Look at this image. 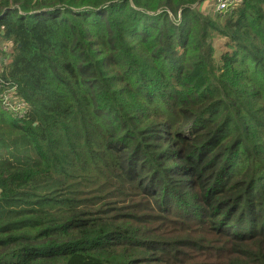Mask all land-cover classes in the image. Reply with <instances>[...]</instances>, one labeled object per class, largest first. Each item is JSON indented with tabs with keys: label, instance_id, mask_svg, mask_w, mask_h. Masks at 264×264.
<instances>
[{
	"label": "trees",
	"instance_id": "obj_1",
	"mask_svg": "<svg viewBox=\"0 0 264 264\" xmlns=\"http://www.w3.org/2000/svg\"><path fill=\"white\" fill-rule=\"evenodd\" d=\"M206 1L0 0V264H264V0Z\"/></svg>",
	"mask_w": 264,
	"mask_h": 264
},
{
	"label": "built area",
	"instance_id": "obj_2",
	"mask_svg": "<svg viewBox=\"0 0 264 264\" xmlns=\"http://www.w3.org/2000/svg\"><path fill=\"white\" fill-rule=\"evenodd\" d=\"M207 0L206 2H208ZM218 5L219 13H226L234 7L242 4L243 0H215ZM206 2L203 3L205 6ZM7 49V48H6ZM1 82V79H0ZM1 102L4 109L14 113L17 118H23L28 112V104L17 96V86H6L1 95Z\"/></svg>",
	"mask_w": 264,
	"mask_h": 264
},
{
	"label": "rangeland",
	"instance_id": "obj_3",
	"mask_svg": "<svg viewBox=\"0 0 264 264\" xmlns=\"http://www.w3.org/2000/svg\"><path fill=\"white\" fill-rule=\"evenodd\" d=\"M241 5V4H240ZM239 5V6H240ZM199 7H197V9H198ZM217 8H218V5H217V2L215 1V0H209L208 2H206V4H205V6L203 5L202 6V8H201V10L203 9L204 10V12H206V13H208V14H210V13H219L218 12V10H217ZM227 43H228V39H226V38H223V37H220V36H217V38L215 39V43H214V45H215V47H216V49H217V52H216V57H217V59L219 60V57L221 56V54H223V52H225V51H227V50H229V48H228V46H227ZM4 45H5V48H7L6 50H8L9 49V52H8V54L10 53V48H11V46L7 43V42H3V47H4ZM6 50H2V51H6ZM6 54V53H5ZM7 55V54H6ZM0 58H1V55H0ZM0 87H1V85H0ZM5 91V89H3L1 92H0V99H1V95H2V93ZM2 103V102H1ZM2 106H4V105H2ZM4 108V107H3ZM8 111V110H7ZM10 112V111H9ZM260 118H264V114L263 113H260L259 115H258ZM257 140L258 141H264V138H262V139H260V138H257ZM252 141H254V140H252ZM261 142V143H262ZM254 143L255 144H260L259 142H256V141H254ZM243 146L244 145H241L240 146V150L243 148ZM232 173H234V172H231V174ZM230 174V175H231ZM229 175V177H228V179L226 180V182H228L229 180H230V178H231V176ZM226 182L225 183H222L221 184V187L222 188H224L225 186H226Z\"/></svg>",
	"mask_w": 264,
	"mask_h": 264
}]
</instances>
